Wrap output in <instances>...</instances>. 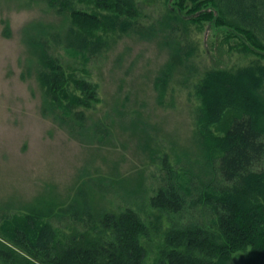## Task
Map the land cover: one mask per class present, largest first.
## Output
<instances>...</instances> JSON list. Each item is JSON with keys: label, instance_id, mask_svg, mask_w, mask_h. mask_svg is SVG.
Listing matches in <instances>:
<instances>
[{"label": "trees", "instance_id": "obj_1", "mask_svg": "<svg viewBox=\"0 0 264 264\" xmlns=\"http://www.w3.org/2000/svg\"><path fill=\"white\" fill-rule=\"evenodd\" d=\"M47 1L57 11H67L70 19L67 27L46 34L47 39L39 37L43 32L37 26L25 30L26 36H36L27 42L36 52L43 106L46 115L54 116L70 136L84 143L100 144L110 133L101 121L89 125L85 113L77 110L99 103L97 85L72 74L67 77L60 60L49 53L51 44L62 47L73 59L88 60L105 50L104 37L110 33L126 34L131 29L142 38L165 31L171 36L172 24L180 23L178 14L211 6L213 11L200 19L215 18L217 25L243 36L250 50L264 54V0H177L179 7L168 12V22H162L159 31L154 26H135L132 19L139 14L134 0ZM74 1L90 8L76 9ZM3 34H10L7 22ZM166 44H172L171 59L155 80L160 100L174 71L188 58L182 59L179 42L171 38ZM68 83L74 87L71 93L66 90ZM198 96L196 144L207 161L206 182L200 179L194 186L196 176H182L164 162L165 179L149 199L156 214L147 222L130 207L96 210L90 196L80 200L74 195L65 206L48 204L45 212L26 210L1 225L0 263L146 264L150 244L159 238L153 264H264V67L251 66L235 74L209 71ZM216 125L222 126L219 134L211 131ZM142 186L143 180L129 194L136 198L141 193L145 202ZM198 208L208 212L210 222L197 219L181 225L179 218L188 209ZM165 216L170 222L163 229ZM55 218H68L72 226L70 234H63L64 241L58 239L59 229L52 223ZM243 254L245 259L238 261Z\"/></svg>", "mask_w": 264, "mask_h": 264}, {"label": "rangeland", "instance_id": "obj_2", "mask_svg": "<svg viewBox=\"0 0 264 264\" xmlns=\"http://www.w3.org/2000/svg\"><path fill=\"white\" fill-rule=\"evenodd\" d=\"M134 4L139 14L132 19L135 26H154L157 31L168 22V12L179 7L177 0H134ZM72 5L90 8L75 1ZM56 8L47 0H0V228L26 210L45 212L48 204L57 202L65 206L74 195L80 200L90 196L96 210L130 207L151 221L156 211L149 207V199L165 179L164 162L182 176H196L194 186L208 179L207 161L196 144L198 87L204 75L264 67V54L250 50L243 36L217 25L215 18L200 19L213 11L211 6L205 12L182 11L171 36L165 31L142 38L131 29L126 34L110 33L104 37L105 50L88 60L73 59L51 44L49 53L60 60L67 77L72 74L97 85L99 103L77 110L85 113L89 125L101 121L110 133L100 144L84 143L70 136L54 116L46 115L44 89L36 79V52L27 42L35 35H25L31 25L43 32L39 36L43 39L67 27L69 13ZM4 22L8 36L3 34ZM171 38L183 47L182 59L188 58L174 71L160 100L155 80L171 59L172 44H166ZM68 85L66 90L73 92V84ZM221 127L212 126L211 131L219 134ZM141 180L145 202L141 193L136 201L129 194ZM187 212L179 218L181 225L197 219L210 222L203 209ZM169 222L162 217V228ZM52 223L64 241L63 234L71 232L69 219L55 218ZM158 245L155 238L146 264H153Z\"/></svg>", "mask_w": 264, "mask_h": 264}]
</instances>
